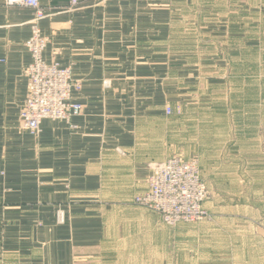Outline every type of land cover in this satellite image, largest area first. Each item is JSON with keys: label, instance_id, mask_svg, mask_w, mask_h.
Masks as SVG:
<instances>
[{"label": "crops", "instance_id": "obj_1", "mask_svg": "<svg viewBox=\"0 0 264 264\" xmlns=\"http://www.w3.org/2000/svg\"><path fill=\"white\" fill-rule=\"evenodd\" d=\"M40 1L44 59L72 68L83 109L44 119L38 137L21 127L34 14L0 0V264H194L191 237L176 240L185 227L136 197L176 151L178 124L188 132L211 103L234 171L221 186L264 169V0ZM243 250L218 264H264Z\"/></svg>", "mask_w": 264, "mask_h": 264}, {"label": "rangeland", "instance_id": "obj_2", "mask_svg": "<svg viewBox=\"0 0 264 264\" xmlns=\"http://www.w3.org/2000/svg\"><path fill=\"white\" fill-rule=\"evenodd\" d=\"M261 79H264V72L258 75V81ZM260 108L264 111V105L259 106V112ZM201 116L204 120L195 121L192 128L188 127L190 129L188 132L184 121L178 124L175 133L178 137V147L173 157L196 162L199 167L200 177L207 193L203 202V207L209 214L207 218L202 221L180 222L173 226L165 223L159 213L139 204L157 213L165 225L174 227L175 230L185 227L176 240L178 243H185L186 240L182 238L185 236L182 235L191 237L194 264H218L224 259L221 257L234 259V253L244 252L243 249L250 248L254 252V244L259 245L255 251L257 257L264 258V169L238 171V177L243 176L248 179L245 186H224L223 182L221 186L220 175L222 174L223 177L225 173L226 177H232L234 171H229L228 168L221 169V163L222 167L227 166L230 157L228 154L218 153L219 130L216 106L211 103L208 110L199 115L200 119ZM259 131L264 135V126H259ZM259 149L262 151L257 157L260 163L264 162V139ZM173 243H175L174 239ZM233 243L237 244V249L240 250L229 249V244ZM181 257L182 254L180 259ZM176 260L173 258V263Z\"/></svg>", "mask_w": 264, "mask_h": 264}, {"label": "built area", "instance_id": "obj_3", "mask_svg": "<svg viewBox=\"0 0 264 264\" xmlns=\"http://www.w3.org/2000/svg\"><path fill=\"white\" fill-rule=\"evenodd\" d=\"M104 3L108 0H97ZM7 5H22L33 9L32 35L26 45L32 62L26 69L29 92L20 114L21 127L39 136L44 119L66 120L82 112L83 105L72 101L73 90L81 84L74 80L71 67H60L45 61L43 52L48 39L41 33L40 22L48 16L40 0H5ZM79 4L71 0L70 10ZM168 108L167 113L172 114ZM196 162L171 156L162 164L151 167L148 190L137 202L159 213L165 223L202 221L209 215L203 207L206 190ZM62 218V216H61ZM62 220V219H61Z\"/></svg>", "mask_w": 264, "mask_h": 264}]
</instances>
